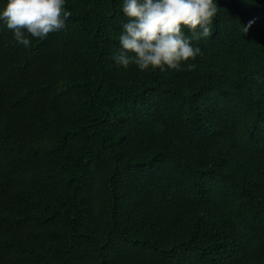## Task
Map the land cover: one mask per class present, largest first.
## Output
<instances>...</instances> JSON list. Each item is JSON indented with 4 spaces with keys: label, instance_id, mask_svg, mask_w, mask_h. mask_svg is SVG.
<instances>
[{
    "label": "trees",
    "instance_id": "trees-1",
    "mask_svg": "<svg viewBox=\"0 0 264 264\" xmlns=\"http://www.w3.org/2000/svg\"><path fill=\"white\" fill-rule=\"evenodd\" d=\"M67 2L27 49L0 23V264H264V0H217L191 71L117 67L122 0Z\"/></svg>",
    "mask_w": 264,
    "mask_h": 264
},
{
    "label": "clouds",
    "instance_id": "clouds-1",
    "mask_svg": "<svg viewBox=\"0 0 264 264\" xmlns=\"http://www.w3.org/2000/svg\"><path fill=\"white\" fill-rule=\"evenodd\" d=\"M126 18L118 32V47L111 54L117 67L138 70L191 71L201 54L196 41L212 32L217 0H122ZM72 14L67 0H0V23L16 45L29 48L32 38L66 33ZM252 21L240 24L247 32Z\"/></svg>",
    "mask_w": 264,
    "mask_h": 264
}]
</instances>
